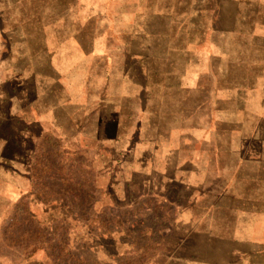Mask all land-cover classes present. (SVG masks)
Returning <instances> with one entry per match:
<instances>
[{
  "label": "rangeland",
  "instance_id": "1",
  "mask_svg": "<svg viewBox=\"0 0 264 264\" xmlns=\"http://www.w3.org/2000/svg\"><path fill=\"white\" fill-rule=\"evenodd\" d=\"M176 157L210 208L181 251L176 188L139 201ZM5 256L264 264V0H0Z\"/></svg>",
  "mask_w": 264,
  "mask_h": 264
},
{
  "label": "crops",
  "instance_id": "2",
  "mask_svg": "<svg viewBox=\"0 0 264 264\" xmlns=\"http://www.w3.org/2000/svg\"><path fill=\"white\" fill-rule=\"evenodd\" d=\"M126 103L129 104L130 102L128 101ZM127 106L130 107V105H127ZM124 116L125 115L120 116V119L121 120H123V118L125 119ZM119 123H120V120H119ZM124 123L125 122H123L122 124L120 123V126L122 125V130L129 129L128 127L124 126ZM123 134H125V133H119L117 139H114L115 142H117V144H115L116 147L119 146L121 140L119 141L118 139H120V137ZM98 135H100L99 138L101 139V143H102L101 147L103 149L105 148V146L108 147L109 145L107 146L106 145L107 143L104 144V140L109 139V137H106L104 135V133H101ZM111 145H113V140L111 141ZM127 154L129 157L130 151ZM118 155H120V154H118ZM125 160L127 161V163ZM134 160L135 159H131V160L124 159L122 162L123 164H120V162H119L120 160H118V161L114 162V165L118 169L121 166H123V168L125 166H128V169H123L125 171H128V170H130V166L134 165ZM181 162H183L182 158L176 157L175 159L168 160L161 165H156L157 174H161L160 172H162L163 174H161V177H166V180H161L160 183L158 180H154V181H151L150 185L148 184V186H146L144 184L143 188H145L146 191L142 192L139 195V201H141L142 199L145 200L146 198H148V194H147L148 188L155 186L156 189H165V188L167 189L168 184H170L172 187L176 188L175 191H172L173 194L175 193V195H176V200H172V198L169 194H164L165 196L164 195L161 196L163 198H166V200H168V202H169L168 204H170L172 207L176 208V213H175V217H174V228H176V229H174L175 241L173 242V245L171 246V250H173V251L183 250L184 241L188 237H191L194 234L204 235L203 234L204 231H205V233H208V228L206 230H202V231H201V229L204 227V221L209 218L207 216V214L209 213L210 208L204 209L202 207V204L204 201L200 199V195H199L200 192H199V190H197L194 182L191 181V177L194 173V170H191V172L188 171L189 169L185 170L184 169L185 166L183 164H181ZM157 170H159L160 172ZM174 171L176 172V176H177L176 178H178V179H176L174 181H169L170 179H167L170 176L169 173L174 172ZM167 175H169V176H167ZM120 183H117L116 188H120V189H121V187L129 188V185L128 186H126V185L121 186ZM153 184H155V185H153ZM113 185H114L113 182L105 184V188H108V187L113 186ZM135 186H136V184H135ZM151 192H152V190H151ZM153 192H155V191H153ZM114 194H115V197L113 195L111 198L113 202L117 201L118 197H119L115 192H114ZM159 194H161V193H159ZM116 203L118 204V202H116ZM213 212L214 213L216 212L215 209L213 210ZM115 245L117 247H119V245H117V244H115ZM96 249H97L96 250L97 252L100 251V248L97 247ZM37 263L38 264L41 263L40 259H33V260L29 261V264H37ZM0 264H9L6 256L3 259H0Z\"/></svg>",
  "mask_w": 264,
  "mask_h": 264
}]
</instances>
